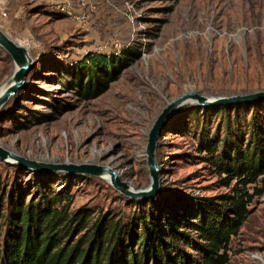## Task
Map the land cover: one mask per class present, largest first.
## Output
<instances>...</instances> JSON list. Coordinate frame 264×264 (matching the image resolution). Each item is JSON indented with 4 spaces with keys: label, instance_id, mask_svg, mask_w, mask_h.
<instances>
[{
    "label": "rangeland",
    "instance_id": "obj_1",
    "mask_svg": "<svg viewBox=\"0 0 264 264\" xmlns=\"http://www.w3.org/2000/svg\"><path fill=\"white\" fill-rule=\"evenodd\" d=\"M61 2L77 18L60 12ZM0 27L37 59L0 112V145L43 162L111 165L138 189L150 186L149 133L171 102L191 91L213 99L264 91V0H0ZM128 49L139 54L118 79L98 97L79 99L68 68L91 52L115 56ZM14 69L0 46V88ZM254 115L264 127V100L210 106L191 100L177 109L159 137L155 196L219 201L231 194L236 179L225 185L202 160L201 133L219 134L229 145L246 142ZM255 185L264 190V175L248 184L251 193ZM0 186L22 191L27 202L40 187L60 192L72 197L71 210L92 217L109 212L126 219L145 200L100 177L39 172L1 159ZM250 210L233 236L229 264H264V191Z\"/></svg>",
    "mask_w": 264,
    "mask_h": 264
},
{
    "label": "trees",
    "instance_id": "obj_2",
    "mask_svg": "<svg viewBox=\"0 0 264 264\" xmlns=\"http://www.w3.org/2000/svg\"><path fill=\"white\" fill-rule=\"evenodd\" d=\"M138 54L133 49L115 56L89 53L68 68L75 94L85 100L103 94ZM226 126L230 134L232 125ZM199 154L224 176L225 185L236 179L231 194L219 201H180L161 193L138 201L126 219L71 210L72 197L68 201L41 187L27 202L22 191L0 186V264H229L233 236L264 191L258 185L254 193L248 189L264 175V127L254 115L249 139L230 145L219 134L201 133Z\"/></svg>",
    "mask_w": 264,
    "mask_h": 264
},
{
    "label": "water",
    "instance_id": "obj_3",
    "mask_svg": "<svg viewBox=\"0 0 264 264\" xmlns=\"http://www.w3.org/2000/svg\"><path fill=\"white\" fill-rule=\"evenodd\" d=\"M0 46H2L13 58L15 69L13 74L1 86L3 89L0 93V112L5 104L13 98L16 93L25 86L27 75L32 69L35 60L26 44L19 42L8 32L0 27ZM194 100L197 104L210 106L221 104H235L242 102H253L256 100H264V91L253 92L249 94H235L222 96L218 98H210L202 95L197 91L185 93L181 97L171 102L156 118L147 144V160L150 173V186L143 189H138L124 181L121 172L115 167L107 164L94 162L74 163L66 160L65 162H43L35 159L27 158L12 149L0 145V159L3 161L18 164L24 168L39 171V172H68L80 176H95L105 179L110 177V183L120 193L132 199H150L154 197L160 189V168L157 160L156 149L158 146L159 137L162 133L167 119L173 113L184 106L186 103Z\"/></svg>",
    "mask_w": 264,
    "mask_h": 264
},
{
    "label": "built area",
    "instance_id": "obj_4",
    "mask_svg": "<svg viewBox=\"0 0 264 264\" xmlns=\"http://www.w3.org/2000/svg\"><path fill=\"white\" fill-rule=\"evenodd\" d=\"M56 8H58L60 12L66 14L70 17L77 18L75 9L71 5H69V3H67V2H61V3L57 4Z\"/></svg>",
    "mask_w": 264,
    "mask_h": 264
},
{
    "label": "bare ground",
    "instance_id": "obj_5",
    "mask_svg": "<svg viewBox=\"0 0 264 264\" xmlns=\"http://www.w3.org/2000/svg\"><path fill=\"white\" fill-rule=\"evenodd\" d=\"M2 87L0 88V93H1V91H2ZM121 172V174H122V171H120ZM108 182H110V177L109 176H106V178H105Z\"/></svg>",
    "mask_w": 264,
    "mask_h": 264
}]
</instances>
